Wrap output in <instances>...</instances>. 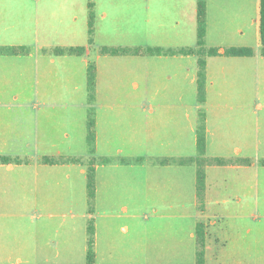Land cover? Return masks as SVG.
Masks as SVG:
<instances>
[{"label":"crops","instance_id":"crops-1","mask_svg":"<svg viewBox=\"0 0 264 264\" xmlns=\"http://www.w3.org/2000/svg\"><path fill=\"white\" fill-rule=\"evenodd\" d=\"M200 1L206 46L218 50L207 57L204 103L195 55L97 56L95 148L111 162L97 166L95 264H197L199 224L206 264H264L260 0L254 57L224 54L247 47L246 0H0V48L26 50L0 55V157L18 160L0 164V264L87 263L88 224H74L75 197L89 218L87 170L44 160L70 158L75 60L82 71L88 59L51 50L91 54V3L97 48H186L197 40ZM201 113L211 158L236 160L209 166L207 198L223 206L205 210L196 165L177 163L197 149Z\"/></svg>","mask_w":264,"mask_h":264},{"label":"trees","instance_id":"trees-1","mask_svg":"<svg viewBox=\"0 0 264 264\" xmlns=\"http://www.w3.org/2000/svg\"><path fill=\"white\" fill-rule=\"evenodd\" d=\"M89 43L92 46L94 44V34L95 27L94 22L96 18V14L94 12V5L91 3L89 5ZM198 42L197 47L194 48H181V49H165V48H124V47H103L101 50L102 55H110V56H126V55H195L198 57V92H199V101L204 103L206 99V72H207V57L218 55V50L214 48H208L206 46V34H207V7L204 1H200L198 5ZM259 31H260V43H261V55L264 57V0H260V9H259ZM52 54L55 55H72V56H85L87 54V49L85 47H72L67 49L55 48L51 51ZM26 54V50L24 48H0V55H19ZM224 54L228 57H254L256 52L251 48H237L230 47L226 48ZM96 67L95 64L89 62L88 64V90H89V100L90 102H95V89H96ZM201 124L198 127V144L197 149L199 152V157L196 160L184 159L179 160L177 163L179 164H189L195 163L196 161L202 162L203 157L207 151V133H206V125H205V115H201ZM87 140L90 147L91 152L95 151V143H96V120L93 114H90L87 121ZM201 159V160H200ZM17 162L18 160H13L9 157H0V164H8L11 162ZM47 163H55V162H68L74 163L78 165H83L87 170V196H88V210L89 214L94 213V207L96 203V191H97V165L95 161L90 162V164L85 163L82 159L77 158H64V159H54V158H45L44 160ZM172 160H163L162 164H168ZM103 164H109L111 162L110 159H103L101 161ZM125 163L126 161L123 160ZM236 162V160H215L213 163H217L220 165L223 164H232ZM246 163V162H245ZM247 163H250L248 161ZM264 165V161L262 162ZM205 173L204 171L198 169L197 171V198L198 201L202 203V200L205 199L206 196V188L203 187L205 184ZM200 209V208H199ZM202 210V209H200ZM92 221V220H91ZM90 221V222H91ZM88 224V252H87V263L86 264H95L96 263V238H95V223L91 222ZM205 227L202 224L198 225L197 229V264H206L205 263V248L207 235L205 231Z\"/></svg>","mask_w":264,"mask_h":264},{"label":"rangeland","instance_id":"rangeland-1","mask_svg":"<svg viewBox=\"0 0 264 264\" xmlns=\"http://www.w3.org/2000/svg\"><path fill=\"white\" fill-rule=\"evenodd\" d=\"M214 1L215 0H210L211 5H213ZM245 2L247 3L246 7L248 9L247 10L246 8H244V10H243V15L244 16L248 15V40L246 42L247 48H251L254 51H256V50L259 51L260 46H258V39H257V35H256V26L254 23V21L256 19L255 18L256 13H257L256 7L259 4V0H246ZM94 12H95V9H94ZM233 12L237 13V10L235 9V10H233ZM240 13L241 12H239V14ZM94 27H95V32H96V18H95V22H94ZM88 37H89V34L87 35V38ZM87 38L85 39V36H84V38L77 39V40L75 39V41H82L81 43H85V41H87ZM88 42H89V38H88ZM197 42H198V36H197L196 42H195V40H194V42H189L190 45H187L186 48L197 47ZM88 45L91 47V54L81 56V57L87 58L88 64H89V62H92L95 64L96 73L98 76L97 56L98 55L104 56L101 54V50L103 49V47L97 48V46L95 45V36H94V44L91 46L89 43V44H86L85 46H88ZM52 55L55 57L58 56L55 54H52ZM79 60H81V59L75 60L76 64L74 67V84L72 86V96L74 97V104H73V111H72L73 123H72V127H69V131L73 132V139H74V145L73 146L74 147H73V150L71 152H68V153H69L70 158L82 159L85 163H88V164H90V162L95 161L96 165L98 166L99 163L103 164L101 162L103 160V158H100L98 156V154L96 152V148H95L94 152H91L89 144H88V140L86 137L84 138V142L79 137V134L81 133L82 128L85 126L84 118L87 117V121H88L90 114H93L95 117V120H96V116H97L96 101L91 103L89 100L90 96H89V90H88V77H87L88 66H87V69H85L83 67L82 71H81V66L79 64ZM257 74H258V78L255 79L256 80V86H254L252 88L260 90V86L262 84V74H261L260 70H258ZM97 76H96V89H95L96 96H97ZM253 81L254 80L252 79V82ZM262 91L264 92V88H262ZM262 91L259 92V96H260V93L262 94ZM205 92L207 93V79H206ZM201 115H203V113H201ZM201 121L202 120H201V116H200L199 125L201 124ZM84 129H85V127H84ZM87 135H88V130H87ZM197 157H199L198 149H194L192 151L191 150L186 151V159L196 160ZM201 158L203 159L202 162L199 163V161H196L195 163L186 164V166H189L190 164H195L197 171H198V169L204 171L206 178H205V184L203 185V187H205L207 190L208 184H209V166L213 162H215V160L211 158L208 150L206 151V154ZM237 162H238V160H237ZM247 162L248 161H246V163ZM234 163H236V162H234ZM96 177H97V174H96ZM96 180H97V178H96ZM197 202H198V208H200L202 210L207 209L209 206L212 208H220V206L221 207L223 206V205L219 206V205H215V204H210L209 200L207 198V191H206L205 199L202 200V203L200 201H198V199H197ZM87 205H88V203H87ZM187 205H189L188 199H187ZM230 205H232V204L225 205V206H230ZM83 213H86V207H85V205H83L79 201H77V198L75 197V205H74L75 230L78 229V226H84L86 223L89 224V222L91 220H92L91 222H94V223H97V221L99 220L97 213H95V209H94V213L92 215L89 214L88 219H87V217L82 216ZM88 213H89V210H88Z\"/></svg>","mask_w":264,"mask_h":264}]
</instances>
